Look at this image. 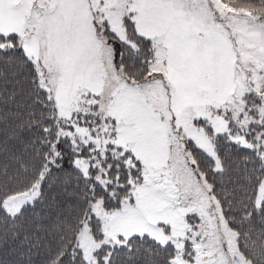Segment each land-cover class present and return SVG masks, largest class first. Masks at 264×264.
I'll list each match as a JSON object with an SVG mask.
<instances>
[{
  "label": "snow or ice",
  "instance_id": "6c2138e0",
  "mask_svg": "<svg viewBox=\"0 0 264 264\" xmlns=\"http://www.w3.org/2000/svg\"><path fill=\"white\" fill-rule=\"evenodd\" d=\"M264 264V0H0V264Z\"/></svg>",
  "mask_w": 264,
  "mask_h": 264
},
{
  "label": "trees",
  "instance_id": "16d2710c",
  "mask_svg": "<svg viewBox=\"0 0 264 264\" xmlns=\"http://www.w3.org/2000/svg\"><path fill=\"white\" fill-rule=\"evenodd\" d=\"M33 259L36 261V264H39V258L37 256H33Z\"/></svg>",
  "mask_w": 264,
  "mask_h": 264
}]
</instances>
